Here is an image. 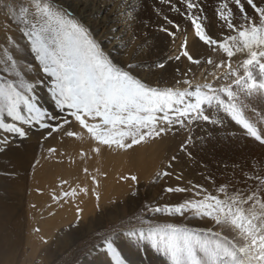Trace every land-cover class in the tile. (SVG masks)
Returning a JSON list of instances; mask_svg holds the SVG:
<instances>
[{
    "label": "snow or ice",
    "instance_id": "6c2138e0",
    "mask_svg": "<svg viewBox=\"0 0 264 264\" xmlns=\"http://www.w3.org/2000/svg\"><path fill=\"white\" fill-rule=\"evenodd\" d=\"M160 3L190 22L198 43L202 42L212 52L220 50L226 54L227 64L223 60L214 62L211 55L206 63L216 69L226 67L223 76H217L216 72L210 75L215 80L229 78L230 84L214 87L206 81L193 85L191 80L184 79L187 87L183 89L151 87L134 75L131 64L114 63L85 26L70 18L66 10L55 7V0L43 3L34 0V14L29 17L28 9L21 7L16 22L49 80V92L59 113L49 114L38 106L33 93L40 81L30 80L26 66L19 63L15 47V55L6 47L0 57L3 70L0 131L5 134L0 137V143L8 147L9 136L27 138L33 127L45 130L48 137L57 133L79 137L80 133L71 130L78 124L100 146L131 148L145 140L163 137L176 127L190 131L194 122L209 121L211 113L205 106L223 108L250 136L264 139V133L246 118L247 114L255 112L250 100L254 90L264 92V79L257 82L251 70L258 67L264 77V0H221L216 9L218 20L222 29L235 33L224 35L222 39L207 34L198 15L203 11L198 0H160ZM163 20L167 26L162 25L160 30L174 39L176 32L181 31L180 25L168 15H163ZM187 44L185 38L175 60L184 57L199 66L201 60L190 54ZM245 51L248 58L243 60L244 74L240 75L232 68L231 59ZM232 85H236L237 90H233ZM95 151L99 152L100 147ZM169 175L168 171L158 172L156 178ZM241 178L244 186H232L231 192L228 184L219 187L223 198L208 193L201 185L168 187L165 191L169 193L193 191L196 197L202 192L205 194L200 199L148 209L180 215L192 212L228 229L233 234L231 238L212 228L197 231L174 224L154 226L144 221L148 225L147 232L141 229L138 239L150 241L154 249L168 257L170 264H264V175H255L250 187L247 183L250 178L243 171ZM131 179L135 181L137 177ZM62 195L75 196L76 191ZM80 211L77 209L78 213ZM126 235L130 241L127 247L136 245L137 233L129 231ZM123 247L124 239L119 232L101 237V255L105 259L98 260L97 264H131L123 254Z\"/></svg>",
    "mask_w": 264,
    "mask_h": 264
},
{
    "label": "rangeland",
    "instance_id": "374dc122",
    "mask_svg": "<svg viewBox=\"0 0 264 264\" xmlns=\"http://www.w3.org/2000/svg\"><path fill=\"white\" fill-rule=\"evenodd\" d=\"M43 2H45V0H41V3ZM198 2L200 3L202 9H205V12L198 13V15L201 16L202 23L204 27H206L207 34L212 35L213 38H217L219 36L221 39L223 38V35L235 34L227 31L226 29H222L221 23L218 20L216 9L218 8L221 0H198ZM142 5L155 7L151 11L152 14L150 13V10L148 8L145 9L142 7ZM231 6L232 5L230 4V7ZM21 7L28 9L29 17L34 14V0H0V57L3 56V51L6 47L8 48L10 53H13V47H15V52L18 53L20 57L19 63L25 65L26 69L29 72V77L31 78L29 79L39 80L41 82L37 84L38 86H35V92L40 93L39 87L46 88V101L45 105L42 106L41 109L49 112V114L59 113V109L55 108L54 100L49 92V87H46L47 85H49V80L48 78H46L45 74H43L41 67L38 66L39 62L34 59L35 54L30 51L28 42L26 41V39L22 38L20 34L16 21L17 17L20 15ZM55 7L66 10L70 18H74L80 24H82L76 16H73L74 14L70 10L61 8L62 5L57 4L56 2ZM138 9L139 10L133 12V16L131 17L132 28L129 31L130 33L127 32L125 34V43L120 48L121 51L119 50L120 52L116 53L115 58L113 56L109 58L112 59L114 63L121 66H123L124 64H131L133 71L136 72L138 76L136 74L134 75L142 79V82L151 87L161 88V86L163 87L164 85H167V83L170 84V87L174 88L179 87L183 89L187 87L183 84V80L189 79L193 81L195 79L194 77L190 78L188 74L194 73V71L191 72V69H195L196 65L191 64L184 57H181L182 59L177 65H170L174 63V57L180 54L178 48L181 44V41L183 42L185 38H187V41L190 42L188 38L189 34H184L190 33V30L194 33V28L191 26L190 22L184 19L180 14L169 11L168 6L161 4L160 0H144ZM157 12H161L162 14L157 15ZM163 15H168L170 19H173L176 24L180 25V28L182 27V31L176 32V36L174 38L175 40L160 30L162 25L167 26L165 21L163 20ZM133 20L136 21L134 22ZM186 23H188V27L190 26L189 28L186 26ZM82 25L87 27L88 29V26L85 23H83ZM182 25H184L185 27ZM20 27H22V25H20ZM160 33L164 34L162 35ZM127 34H129V37H127ZM167 37L169 38L167 42L169 55L167 54V56H171V58L166 57L164 59V62L158 61L155 63V59H158L156 55L160 53V50L163 46L159 44L162 43V39H166ZM92 38L95 39L93 36ZM179 39L180 41H177ZM144 40H147L148 43ZM133 43H135L136 45ZM141 44L143 52L139 53L138 59H135L133 58L136 55L135 50ZM137 45L139 46L137 47ZM101 48L104 50L103 47ZM203 49L204 50L202 51L207 52V54L211 55V58L214 60V62H220L221 60H223L225 64L229 62L226 54L222 53V51L217 50L216 52H212L211 48L206 46H204ZM176 51L179 54L176 53ZM13 54L15 55V53ZM122 54L123 56H120ZM197 54V52H194V54L192 55L195 58L201 60L200 65L201 67H203V73L205 72L206 68L214 67L213 65L210 66L206 63V59L209 55L198 57V55L200 54ZM143 57L149 58V60L152 61L150 63L152 65L150 66V71H153L154 74H152L151 78H149V81H153L152 83H148L146 79L142 77L143 72H140V69L144 70V67H141L144 61ZM247 58L248 54L245 51L236 53L231 59L232 68L236 69L240 75L244 74L242 63L243 60ZM121 59L124 60L122 61ZM161 65H163V67H161ZM186 66H188L187 69H185ZM191 66H194V68H192ZM256 68L258 69V67H253L251 70L255 72ZM169 69H171L172 71L168 75L167 70ZM202 70H199L198 72H201ZM226 70V67L223 68V70H220L218 72L219 74H217V76H223V73ZM140 74L141 76H139ZM0 75H3L2 67H0ZM171 76L174 77L171 78ZM155 78L158 80L156 81ZM178 80L180 81L179 84L176 83V81ZM204 82L200 81L199 83ZM207 82H211L214 87H219L222 84H230L231 79L221 78L219 80L214 79ZM195 84L196 82H193V85ZM234 86L236 85H232V88ZM36 98H38V96H36ZM205 107L211 113V119L209 121L201 120L194 122L191 126L190 131L187 129L176 127L171 132L164 135V137L161 139V147H159V151L162 149L163 155L159 157V160L157 159L158 162L154 161V159L143 158L140 154L131 153V150L135 147V145H133L131 148H118L115 145L111 147L107 146L109 148V150H107L106 146H100L97 141L89 142L86 140L85 143L90 145L91 147H94V150L97 147H100V151L97 152L98 155H96L97 159L88 157L83 158V162H87L89 160V162L94 163L95 167L99 165L102 169H105L106 165H108L107 168L109 169L110 166H113L111 172H116L119 168H129V165H134L135 169L138 164H142L143 159L145 161V168L136 179L137 181H133L132 184L129 185V187H127L126 189L124 188L125 190H119V192H121L115 194V198L110 197L112 198L111 200L108 199V201L104 202L100 201L95 206L90 202L86 205L67 204V202L61 203L59 205L57 199L64 197L62 195L63 192H68L69 190H64L63 192H61V194H58L56 193V191L53 192V188H51V186H49V188H45V192L48 196V201L40 202L39 200L45 199L30 198V191L33 188L31 186H39L37 178H35L36 182L32 180L35 172V167L37 166V164H40V162L43 161V155L45 153L46 159L48 155L51 156L56 150L60 154L64 152L63 154L73 157L72 153L66 154L64 149L60 146V137L64 136L62 133H57L54 134L53 137H48L45 130L38 127H33L29 132V136L27 138L13 139L11 136H9L10 144L8 147H5L2 143H0V148H4L3 151H0V264H97L98 257L103 251L100 247H98L101 237L107 236L113 231L119 232L121 234L128 233L129 231L133 230L137 231V228L134 226L144 224V221H149L154 226L158 225L163 227L164 225H167V223L170 224L168 221L162 219L166 217H174L176 219V224H178L179 226H186L190 229L194 228L193 223L195 221L203 222V220L209 221L214 227H218L210 219L196 216L192 214V212H185L183 215H180L169 214L166 212L148 211V209L156 206L164 207L165 205H177L184 202L185 200H190L193 198L200 199L205 194L202 192L200 197H196L194 196L193 191L169 193L165 191V189L168 187L190 188V186L192 185H201L202 188L207 190L208 193L218 195L223 198V194L218 191L219 187L223 185V183L229 184L230 192L233 185L236 187L244 186V182L241 178L242 171L250 178L247 181L249 187L251 186L252 180L254 179L255 175H264V155L261 152H256V155L255 153H253L251 155L247 154L248 156L246 154L245 156H237L234 151L237 148L235 144V137H230L231 139H225L226 141L223 140L220 145H216L217 141H219L220 138L218 130L222 128L219 121L217 122L216 120V115H221V112L225 113V111L219 106H212L210 109H208L207 106ZM259 109L261 114L257 117V119H253L251 117L255 114V112L254 114H247L246 118H248L250 122L254 124H264V110L261 111V107H259ZM89 122L93 121L89 120ZM52 123H55V121H52ZM231 123L238 124L234 119H232ZM77 126L78 124H75L71 130L79 131V128L77 129ZM83 130L87 132L86 129ZM243 131L247 136L250 137L246 129ZM3 135L5 134L0 131V136ZM158 138L160 139V137ZM203 138L205 139L202 143H200L199 141ZM156 139L157 138H155L154 140ZM254 140H256L259 145L264 146V139L257 140L255 138ZM159 141L160 140H158L157 143ZM128 142L130 143V140ZM155 144L156 143H152L151 147H154ZM50 149H52V151H50ZM82 152L83 149H81L80 147H78V149L76 148L75 153ZM107 152L110 153L108 156ZM173 157L175 159H173ZM60 167L61 168H59V171H57V175L55 174V178H58L57 180H61L58 181L59 183L56 182L55 185H57V188H61L66 182H70L68 180L70 176L62 175L64 170L62 166ZM163 171H168L170 175L160 176L159 178H156L157 173ZM144 175H146L149 179H147V177L145 178ZM51 177L54 178V176L52 175ZM140 180L142 182H140ZM73 189L77 190V188ZM84 189L85 188H80L78 190L80 191ZM79 191H77V193L83 196V191ZM41 192V194L44 193L43 190ZM91 192L94 194V197H96L99 192L103 193L105 192V190H101L98 187H95ZM60 206H63V209L59 208ZM77 209H80L81 212L78 213ZM82 211L86 212L84 213V215L79 216ZM52 212H54L55 214ZM56 212L58 214H56ZM60 212L64 213V215L61 216ZM56 220L61 221L59 222ZM39 222L44 223V227L43 225L41 226ZM175 223L174 225H176ZM113 224H115L116 226L114 225L113 227ZM63 226L64 229L62 228ZM43 229H45L46 236L42 231ZM138 230L140 231L141 229L138 228ZM224 230L225 231L223 232L229 233L231 236L233 235L228 229ZM197 231H200V229H197ZM97 238H99V240ZM124 239L127 240L128 244L130 243L128 238ZM140 241L142 240L139 239V243H137L139 244V246L136 245L133 248L136 247V250L137 247L141 248V245L143 246V244L140 243ZM32 248L35 250H33ZM37 248L38 251H36ZM138 252L141 254V257L143 259H146V255L149 254L144 250H138ZM123 254L125 255L124 250ZM100 257L102 258V260L105 259L102 255H100Z\"/></svg>",
    "mask_w": 264,
    "mask_h": 264
},
{
    "label": "bare ground",
    "instance_id": "6f19581e",
    "mask_svg": "<svg viewBox=\"0 0 264 264\" xmlns=\"http://www.w3.org/2000/svg\"><path fill=\"white\" fill-rule=\"evenodd\" d=\"M140 0H77V1H72V0H55V2L57 4L62 5L61 8H65L67 10H70L74 15L76 16L81 23H85L88 26V29L90 31V35L92 34V36L95 38L96 42L104 48V52L109 56V57H116V53L120 52V48L122 47V45H124L125 41L124 38L126 37V33H130V29L132 28V19L131 17L133 16V12L136 10H139L138 8L141 6V3L144 1H140ZM151 3V2H150ZM155 6V5H154ZM143 8H148L150 10V13L152 11L153 8L155 7H148V6H144L142 5ZM157 8V7H156ZM204 8V7H203ZM143 10V9H142ZM138 12V11H137ZM205 12V9L202 11ZM201 12V13H202ZM209 12V11H208ZM152 14V13H151ZM175 14V13H173ZM205 15V14H204ZM203 16V15H202ZM139 18V17H138ZM182 18V17H181ZM179 19V18H178ZM183 20V19H182ZM134 21V20H133ZM136 21V20H135ZM134 21V22H135ZM157 21V20H156ZM155 21V22H156ZM214 21V20H213ZM161 22V21H160ZM186 22V21H185ZM208 22V21H207ZM211 22V21H210ZM217 22V21H216ZM215 22V24H216ZM166 23V22H165ZM164 23V24H165ZM184 23V22H183ZM182 23V24H183ZM136 24V23H135ZM188 23H186L187 26ZM214 24V25H215ZM140 26V25H139ZM164 26V25H163ZM184 26V25H182ZM220 26V24H219ZM185 27V26H184ZM188 27V26H187ZM190 27V26H189ZM188 27V28H189ZM87 28V27H86ZM182 28V27H181ZM180 28V29H181ZM206 28V27H205ZM215 28V27H214ZM218 28V27H217ZM119 29V30H117ZM134 29V28H133ZM186 29V28H184ZM188 30V29H187ZM182 31V30H181ZM186 31V30H185ZM189 31V30H188ZM160 32V31H159ZM158 32V33H159ZM157 33V34H158ZM160 34H164V33H160ZM159 34V35H160ZM189 34V40L190 42H188L187 44V50L189 52H191V54H194V52H197L198 57H203L205 55H209L207 54V52H204L202 50L204 45L202 42H197L198 38L194 37V33L190 30V33H185L184 35ZM129 37V34H127ZM161 35V36H162ZM167 35V34H166ZM91 36V37H92ZM156 36V35H155ZM224 36V35H223ZM222 36V37H223ZM186 37V36H185ZM134 39V38H133ZM149 39V38H148ZM130 40V38H129ZM169 38L167 37L166 39H162V43H160L159 45H163L160 53H158L156 55V57L158 59H155V63L158 61H163L166 57H170L171 56H167L168 52V48H167V42H168ZM175 40V39H174ZM147 42V40H144ZM160 41V40H159ZM177 41H180L177 40ZM127 42V41H126ZM130 42V41H129ZM148 43V42H147ZM176 43V42H175ZM182 43V41H181ZM135 44V43H133ZM153 44V43H152ZM157 44V43H156ZM126 45V44H125ZM132 45V44H131ZM136 45V44H135ZM151 45V44H150ZM158 45V46H159ZM178 45V42H177ZM139 45H137L138 47ZM171 46V45H170ZM149 47V46H148ZM175 47V46H174ZM139 48V49H138ZM135 50L136 55L133 57L135 59H138V55L139 53H142V44ZM153 48V47H152ZM170 48V47H169ZM157 49V48H156ZM177 49V48H176ZM179 49V48H178ZM120 50V51H119ZM124 50V49H123ZM149 50V48H148ZM128 51V50H127ZM134 51V50H133ZM175 51V50H174ZM180 51V50H179ZM132 52V50H131ZM149 52V51H148ZM147 52V53H148ZM130 53V52H129ZM171 53V52H170ZM174 53V52H172ZM176 53H178L176 51ZM146 54V52H145ZM152 54V53H149ZM156 54V53H155ZM179 54V53H178ZM128 55V54H127ZM169 55V54H168ZM120 56H123L120 55ZM119 56V57H120ZM142 56V55H141ZM129 57V56H128ZM154 57V56H153ZM118 59V58H117ZM125 59V57H124ZM124 59H121L122 61ZM151 59V58H150ZM175 59V58H174ZM182 59V58H181ZM143 63L141 67H144L142 69H140V72H143L142 77L146 79V81L148 83H152L153 81H149V78H151V75L154 74L153 71H150V66H152L150 63L152 61L149 60V58L143 57ZM116 61V60H115ZM126 61V60H125ZM134 61V60H133ZM136 61V60H135ZM188 61V60H187ZM20 62V61H19ZM27 62V61H26ZM137 62V61H136ZM173 62V61H171ZM134 63V62H132ZM179 63V61L174 60V63H172L170 66L173 65H177ZM184 63V62H183ZM219 63V62H216ZM140 64V63H139ZM187 65V64H186ZM33 66V65H32ZM154 66V65H153ZM182 66V64H181ZM180 66V67H181ZM189 66V65H188ZM188 66L185 67V69L188 68ZM211 66V65H210ZM140 67V66H139ZM179 67V66H178ZM190 67V66H189ZM192 68H194V66H191ZM146 68V69H145ZM153 69V68H152ZM181 69V68H179ZM191 69V68H190ZM203 67H201V65L199 66H195V69H191V72L194 71V73H189L188 76H190V78L194 77L195 79L192 81L199 83L200 81H209V80H214L212 78V76L210 75V73L212 72H216L217 74H219L218 72L220 70H223V68L220 69H216L215 67H209L205 69V72L203 73ZM154 70V69H153ZM199 70H202L201 72H198ZM162 71V70H161ZM171 69L167 70L168 75L171 73ZM134 72V71H133ZM37 73V72H36ZM160 73V72H159ZM163 73V72H162ZM134 74L137 75L136 72H134ZM206 74V75H205ZM254 76L257 79V82H260L261 79H264V77H261V74L259 73L258 69L256 68V71L253 72ZM167 75V76H168ZM138 76V75H137ZM141 76V74L139 75ZM155 76V75H154ZM170 77V76H169ZM174 77V76H173ZM171 76V78H173ZM30 78V77H29ZM47 78V77H46ZM138 78V77H137ZM31 79V78H30ZM41 79V78H40ZM44 79V78H43ZM144 79V80H145ZM156 79V78H155ZM162 79V78H161ZM47 80V79H46ZM142 80V79H141ZM153 80V79H152ZM158 79H156L157 81ZM41 83V82H40ZM156 83V82H155ZM159 83V82H157ZM162 83V82H161ZM160 83V84H161ZM164 83V82H163ZM44 84V83H43ZM38 86V85H37ZM157 86V85H156ZM165 86L170 87V84L167 83V85H164L163 87L161 86V89L164 88ZM48 88V85L46 86ZM237 89V86L233 87V90ZM39 92L40 93H36L34 92L33 95L38 96L37 98V102H38V106L40 108H42V106L45 105V101H46V88L45 87H39ZM48 92V91H47ZM222 98H225L224 94H221ZM251 100V105H254L255 107V114L252 115L251 117L253 119H257V117L261 114L259 107H261V111L264 110V93L261 92V90L256 89L253 92V95L250 97ZM48 101V100H47ZM46 107V106H45ZM44 107V108H45ZM51 107V106H50ZM43 108V109H44ZM47 108V107H46ZM47 110V109H46ZM49 110V109H48ZM45 111V110H44ZM223 111V110H222ZM49 113V112H48ZM52 113V112H50ZM216 120L217 122L219 121V123L221 124V129H219V141H217L216 145H220L222 143L223 140L228 139L230 137H235L236 141L235 144L237 146L235 153L236 155H251L253 153L256 152H261L264 155V146L259 145V143L254 140L255 138L252 136H247L246 133L243 131L245 130L242 125L240 124H233L231 123L232 119L229 116L228 113H222L221 115H216ZM198 125V124H197ZM258 128V131H260L261 133H264V124H255ZM206 126V125H205ZM79 128V131H76L77 133H80L81 135L79 137H66V136H61V140H60V146L64 149V151L69 154H73V157L71 156H67L65 154H60L57 150L54 152V154H52L51 156H47L46 159V153L43 155V161L40 162V164H37V166L35 167V172L34 175L32 177V180L35 181V178L38 179V184L39 186H31L33 187L30 191V198L32 199H45V200H39L40 202H46L48 201V196L45 192V188H49V186H51V188H53V192L56 191V193L61 194V192H63L64 190H69L68 192H71L73 190V188H77L76 191V195L75 196H67V197H61L59 199H57V202H59L58 204L60 205L61 203H65L67 202V204H75V205H86L87 203H92L94 206L97 205V203H99L100 201H108L111 200L115 194L120 193L119 190H125L127 187H129L130 184H132V182L134 180L131 179L132 176H136L137 178L139 177V175L142 173L143 169L145 168V161L143 159L142 164H138V166L134 169V165H129V168L126 169H118L116 172H111V170L113 169V166L111 167L109 164V169L107 168L108 165H106L105 169H102L99 165L95 167L94 163L89 162V160H85L87 162H83V158H93V159H97L96 155H98V153L94 150V147H91L90 145L86 144L85 141H89V142H94L95 140L90 136L89 133H87L86 131H84L79 125L77 126V129ZM76 129V128H75ZM76 129V130H77ZM200 129V128H197ZM218 129V128H217ZM196 131V130H195ZM193 131V132H195ZM200 131V130H199ZM213 131V130H212ZM33 132V131H32ZM192 132V133H193ZM203 132V131H202ZM198 133V131H197ZM213 133V132H212ZM203 134V133H202ZM217 135V134H216ZM54 136V135H53ZM2 137V136H0ZM164 137V136H163ZM163 137L157 138L156 140L153 139H149V140H145L143 141L141 144L135 145V147L131 150V153H135V154H140L143 158L146 159H154V161L158 162L159 157H161L163 155V151L162 149L159 151V147H161V139ZM206 137V136H205ZM56 138V137H55ZM167 138V137H166ZM205 138H203L202 140H200L199 142L202 143L203 140ZM231 139V138H230ZM154 140V141H152ZM160 140L158 143L157 141ZM226 141V140H225ZM51 142V141H50ZM192 142V140H191ZM262 142V141H261ZM48 143V142H47ZM53 143V142H52ZM152 143H156L154 145V147H151ZM164 143V142H163ZM264 144V143H263ZM262 144V145H263ZM193 145V144H192ZM214 145V144H213ZM196 146V145H195ZM57 147V146H56ZM78 147H80L81 149H83L82 153H75L76 152V148L78 149ZM194 147V146H193ZM189 148V147H188ZM225 148V147H224ZM48 149V148H46ZM54 149V148H53ZM106 149L109 150V148L106 146ZM212 150V149H211ZM216 150V149H215ZM46 151V150H45ZM217 151V150H216ZM62 152V151H61ZM79 152V151H78ZM13 153V152H12ZM122 153V152H121ZM221 153V152H220ZM219 153V154H220ZM232 153V152H231ZM48 154V153H47ZM110 153L107 152V156ZM217 154V153H216ZM258 154V153H257ZM208 155V154H207ZM210 155V154H209ZM225 155V154H224ZM247 155V156H248ZM260 155V154H259ZM19 156V155H18ZM153 156V157H152ZM181 156V155H180ZM205 156V155H204ZM239 156V157H241ZM140 157V156H139ZM214 157V156H212ZM228 157V156H227ZM18 158V157H17ZM181 158V157H180ZM201 158V157H200ZM158 159V160H157ZM179 159V157H178ZM140 160V158H139ZM231 160V159H230ZM153 161V160H152ZM150 161V162H152ZM148 162V161H147ZM16 165V164H15ZM174 165V164H173ZM60 166L63 167V173L62 175H69L70 178L68 179L70 182H66L63 187L61 188H57V183H59L57 180L58 178H55V174L57 175V171H59V168H61ZM175 166V165H174ZM17 167V166H16ZM148 168V167H147ZM15 169V168H14ZM207 169V168H206ZM54 176V178L51 177V175ZM224 174V173H222ZM227 174V173H226ZM234 174V173H233ZM59 175V174H58ZM230 175V174H229ZM254 175V174H253ZM21 176V175H20ZM23 176V174H22ZM32 176V175H31ZM145 178L147 177L146 175H144ZM59 177V176H58ZM66 177V176H65ZM142 177V176H140ZM151 177V176H150ZM232 177V176H231ZM25 178V177H24ZM230 178V177H229ZM140 179V178H139ZM144 179V178H143ZM142 179V181H143ZM147 179H149L147 177ZM25 180V179H24ZM146 180V179H144ZM230 180V179H229ZM31 181V180H30ZM61 181V180H60ZM137 181V180H135ZM134 181V182H135ZM140 180V182H142ZM147 181V180H146ZM228 181V180H227ZM32 182V181H31ZM233 182V181H232ZM137 183V182H136ZM227 183V182H226ZM31 184V183H30ZM238 184V183H237ZM221 185V184H220ZM223 185H225L223 183ZM229 185V184H228ZM231 186V185H230ZM234 186V185H233ZM38 187H42V188H38ZM98 187L101 190H105V192L103 193H98L96 195V197H94V194L91 192L93 190V188ZM80 188H85L84 190H78ZM125 188V189H124ZM44 191L43 194H41V191ZM129 190V189H128ZM77 191L81 192L83 191V196L79 195L77 193ZM64 193V192H63ZM123 193V191H122ZM121 193V194H122ZM40 196V197H39ZM112 197V198H110ZM124 197V196H123ZM115 198V197H114ZM47 199V200H46ZM51 199V198H50ZM32 201V200H31ZM53 202V201H52ZM162 202V201H161ZM50 204V203H49ZM160 204V203H159ZM162 204V203H161ZM74 205V206H75ZM108 205V204H107ZM155 205V204H154ZM52 206V205H51ZM54 206V205H53ZM69 206V205H68ZM88 207V206H86ZM100 207V206H99ZM109 207V206H108ZM56 208V207H55ZM59 208L63 209V206H60ZM81 208V207H80ZM95 208V207H94ZM72 209V208H71ZM84 209V208H83ZM53 210V209H52ZM51 210V211H52ZM30 211V210H29ZM50 211V210H49ZM87 211V210H86ZM85 211V212H86ZM90 211V210H89ZM81 212V211H80ZM84 211H82V213L79 214L80 215H84L85 213ZM92 212V211H91ZM54 213V212H52ZM61 213V212H60ZM90 213V212H89ZM55 214V213H54ZM56 214H58L56 212ZM66 214V213H65ZM69 214V213H68ZM123 214V213H122ZM33 215V213H32ZM48 215V214H47ZM52 215V214H50ZM61 216L64 215V213L60 214ZM75 215V214H74ZM36 216V215H35ZM134 216V215H133ZM33 217V216H32ZM37 217V216H36ZM46 217V216H45ZM137 217V216H136ZM177 217V215H176ZM79 218V217H78ZM48 219V218H46ZM70 219V218H67ZM135 219V218H134ZM166 221H168L170 224H174L176 222V219L174 217H166V218H162ZM200 219V218H199ZM38 220V218H37ZM53 220V219H52ZM55 220V219H54ZM43 221V220H42ZM59 221V220H56ZM61 221V220H60ZM59 221V222H60ZM70 221V220H69ZM193 221V220H192ZM191 221V222H192ZM36 222V221H35ZM41 222V221H40ZM39 222V223H40ZM66 222V221H65ZM174 222V223H173ZM37 223V222H36ZM64 223V222H63ZM75 223V222H73ZM158 223V222H157ZM30 224V223H29ZM56 224V222H55ZM130 224V223H129ZM168 224V223H167ZM176 224V223H175ZM185 224V223H184ZM40 225L44 227V223H40ZM65 225V224H64ZM93 225V224H92ZM115 224H113L112 226L114 227ZM128 225V224H127ZM178 225V224H176ZM194 225V229L193 230H197L200 229L201 230H205L207 228H212L213 231L216 232H221L222 235H227L229 236V238H231V235L229 233H225L223 231H225L224 229H221L220 226L218 227H214L209 221L203 220V222H199V221H195L193 223ZM47 226V225H46ZM116 226V225H115ZM179 226V225H178ZM119 227V226H118ZM117 227V228H118ZM134 227L137 228V243H139V239H138V235H139V229H143L145 230V233L147 232V227L148 225L146 224H140V225H135ZM64 229V226L62 227ZM51 229V228H50ZM49 229V230H50ZM135 229V228H134ZM28 230V229H27ZM108 230V229H107ZM131 230V229H130ZM43 233L45 234V229L42 230ZM52 232V230H51ZM109 232V231H107ZM127 233L121 234L123 239L127 238ZM50 235V234H49ZM46 236V234H45ZM48 236V235H47ZM99 240V238H97ZM46 241V240H45ZM41 242V241H40ZM65 242V241H64ZM38 243V242H36ZM42 243V242H41ZM52 243V242H51ZM100 243V242H99ZM137 246H139V244H137ZM140 243L143 244V246L141 245V248L139 249V251L144 250L145 252H148L149 254L146 255V259H143L141 257V254L135 249L133 248L136 245H133L131 248L127 247L128 243L127 240L124 239V247L123 250L125 251V255L126 257L131 261V263L133 262L134 264H170V261L168 259V257L164 256L161 252L159 253V251H157L156 249H154L151 246L150 241L148 240H142L140 241ZM43 244V243H42ZM47 245V244H46ZM49 245V244H48ZM35 247V246H34ZM43 247V246H42ZM41 247V248H42ZM98 247H100V244H98ZM39 248V247H38ZM38 248L36 249V251H38ZM33 249V248H32ZM35 250V249H33ZM62 250V249H61ZM46 251V250H45ZM101 255V254H100ZM98 257V260H102V258ZM144 255V253H143ZM98 262V261H97ZM132 263V264H133Z\"/></svg>",
    "mask_w": 264,
    "mask_h": 264
}]
</instances>
